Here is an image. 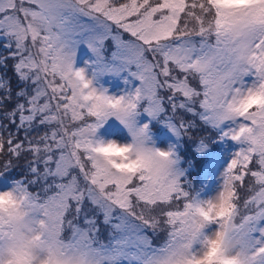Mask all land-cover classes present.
Wrapping results in <instances>:
<instances>
[{"label": "snow or ice", "instance_id": "1", "mask_svg": "<svg viewBox=\"0 0 264 264\" xmlns=\"http://www.w3.org/2000/svg\"><path fill=\"white\" fill-rule=\"evenodd\" d=\"M0 41L21 85L0 76V176L25 168L0 191V264H264V0H0ZM81 43L93 76L134 68L140 86L93 87ZM178 110L242 145L212 198L181 186L171 150L94 139L116 117L143 144L141 111L179 137L195 125Z\"/></svg>", "mask_w": 264, "mask_h": 264}, {"label": "rangeland", "instance_id": "2", "mask_svg": "<svg viewBox=\"0 0 264 264\" xmlns=\"http://www.w3.org/2000/svg\"><path fill=\"white\" fill-rule=\"evenodd\" d=\"M3 43V41H0V50H7L3 47ZM106 47L108 49L106 54H110L113 50L111 41L106 42ZM8 61L11 63L12 88L13 92H15L21 85L17 84L16 77L13 74V61L11 59ZM94 61L95 56L87 45L84 43L79 44L77 46L74 69H85L88 78L93 79L92 86L98 90H106V94L119 97L135 92L140 86V81L131 75V71H134V68L121 71L118 75L105 73L93 76ZM0 76H2L1 72ZM168 114L173 115L170 109ZM181 118L185 122L186 127L188 122H194L195 126L188 128V131L179 137L167 127L166 123L162 122L160 117L153 119L143 111L137 116L136 125L137 127L148 125L149 145L157 149L171 150L173 158L176 160L174 167L179 173H182L179 177L182 187L190 193L198 194L200 199L212 198L222 186L223 173L233 158V154L239 151L242 145L224 135L229 128L228 122H224L218 128H213L210 125H205L197 116H193L184 110H178L175 113V122L179 123ZM8 127L13 130L11 124ZM43 130V128L40 129L41 132ZM18 135L23 138L22 131ZM213 136L219 137L213 141L211 139ZM94 139L105 142L115 140L122 144L132 141L128 129L116 117H109L97 129ZM201 140H203L204 145L202 150ZM0 160H4L2 156H0ZM13 162L16 163L15 159ZM200 166L203 167L200 170V183H198L197 170L198 168L200 169ZM24 173V160L22 159L19 161L18 167L0 176V191L10 189L13 181L18 178L22 179Z\"/></svg>", "mask_w": 264, "mask_h": 264}, {"label": "clouds", "instance_id": "3", "mask_svg": "<svg viewBox=\"0 0 264 264\" xmlns=\"http://www.w3.org/2000/svg\"><path fill=\"white\" fill-rule=\"evenodd\" d=\"M89 79H90V78H89ZM136 118H137V116L133 117V119H135V120H136ZM123 125H124V124H123ZM124 126H125V125H124ZM135 127H136V128H139V127H137V125H135ZM126 128H127V127H126ZM127 129H128V128H127ZM258 131H259V130H257V132H258ZM129 134H130V136L132 137V133L129 132ZM253 135H255V133H254ZM149 139H150V137H149L148 134H147V138L144 139L143 144H133V139H132V141H131L130 143H127V144H122V143H120V142H118V141H115V140H109V141H107V142H105V141H103V140H101V141H103V143H104L105 146L108 145V144H116V145H119L120 147H125V146H127V145H131V146L133 147L134 152H138V153H140L142 156H145V157H147V156L149 155V150H152V149H156V150H159V151H169V150H165V149H157V148H155L154 146L149 145V144H148V140H149ZM102 154L107 155L108 153L106 152V153H102ZM34 256H35L34 253H28V259H32V258H34ZM19 258H20V254H17V257H16L15 259H19ZM15 259H13L12 261H10L9 264H15ZM45 264H46V261H45Z\"/></svg>", "mask_w": 264, "mask_h": 264}, {"label": "trees", "instance_id": "4", "mask_svg": "<svg viewBox=\"0 0 264 264\" xmlns=\"http://www.w3.org/2000/svg\"><path fill=\"white\" fill-rule=\"evenodd\" d=\"M1 48V47H0ZM3 54V55H2ZM8 55V50H0V56H7ZM10 61H7V67H3V66H0V72L2 74V77H4L5 79H10V82H11V85H12V79H13V75H12V72H11V69H10ZM13 87V85H12ZM15 103V100H13L12 103H8L7 104V107L3 110H0V111H9L12 109L13 107V104ZM0 122H2L3 124H8V121L7 120H3V117L0 116ZM12 125V124H11ZM11 128L9 127V130ZM12 129L14 130L15 129V125H12ZM214 137V136H213ZM212 138V137H211ZM197 146V144H196ZM2 158L4 160H0V164L4 163L7 161L8 157L7 156H2Z\"/></svg>", "mask_w": 264, "mask_h": 264}]
</instances>
